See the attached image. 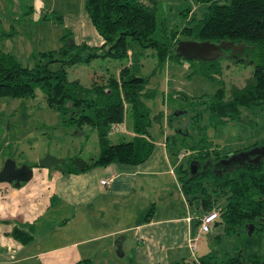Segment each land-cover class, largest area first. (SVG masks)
Wrapping results in <instances>:
<instances>
[{
	"label": "trees",
	"instance_id": "16d2710c",
	"mask_svg": "<svg viewBox=\"0 0 264 264\" xmlns=\"http://www.w3.org/2000/svg\"><path fill=\"white\" fill-rule=\"evenodd\" d=\"M154 7L153 0H85L88 19L101 39L98 46H90L86 42L76 44L64 38L57 49L40 52L32 67L21 65L10 54L0 50V98L30 97L39 87L45 103L58 111L64 123L77 128L88 125L97 131V158L85 161L80 157H68L59 164L62 172H84L110 162L139 164L152 151L153 139L149 132L152 122L160 124L161 134L165 131L161 126L162 112L152 115L143 104L141 96L152 95L153 92L144 89L146 79L137 75L138 69L132 71V66L137 64L132 59L133 52L128 44L130 39L141 48H155L157 65L162 64L166 56L165 47L152 37L156 29ZM26 10L31 12L32 5H28ZM185 12L188 13L189 9H185ZM195 21L192 25H183L178 30L180 34L193 35L196 42L226 41L243 46V51L236 53L234 62L241 61L240 54L248 49L256 50L260 61L264 59V0H229L227 3L211 0L206 12ZM178 41L173 36L170 50L180 58L175 50ZM126 50L131 62L126 67L127 73L121 75L120 79L116 74H109L100 76L88 85L67 79L68 66L96 57L123 58ZM215 60L198 61L212 66ZM188 103L191 110L175 111L164 116L167 127H170L169 121L175 117L178 119L180 114L187 116L186 124L178 123L174 133L164 134V143L169 152L186 159V165L183 161L179 163L175 174L186 202L194 205L198 212L193 220L194 232L202 214L216 211L217 217L209 230L199 234L205 235L209 241L215 242L222 236H228L239 242V247H234L231 252L223 250L219 258L218 250H209L206 254L194 256L191 264H264L263 164L243 161L217 166L220 160L233 153L264 145V138L259 145L254 143L231 154H220L205 136L186 143V128L183 129L184 126L197 124L201 110H206L211 123L217 124L240 119L241 108L253 109L263 104L264 61L254 64L251 74L241 86L231 85L227 91L218 88L213 96L188 100ZM123 104L129 115L127 128L132 135L127 137L121 134L117 137L118 142L111 144L105 136L120 132ZM194 105L203 107L193 112ZM199 129L202 126L198 125L197 128L201 135ZM190 163L199 164L201 168L190 171ZM32 166L37 167L36 163ZM194 232L190 236H194ZM9 233L22 244L32 238L29 232L16 227ZM86 261L80 260L74 264H85ZM173 264L185 263L179 261Z\"/></svg>",
	"mask_w": 264,
	"mask_h": 264
},
{
	"label": "rangeland",
	"instance_id": "374dc122",
	"mask_svg": "<svg viewBox=\"0 0 264 264\" xmlns=\"http://www.w3.org/2000/svg\"><path fill=\"white\" fill-rule=\"evenodd\" d=\"M153 1L156 29L152 37L165 47L164 61L157 65L155 48H141L130 39L128 44L133 52L132 59L137 64L132 66V71L138 69L137 75L146 79L144 89L153 92L152 95L141 96L143 104L152 115L162 112V129L172 134L178 123L186 124L187 116L180 114L178 119L175 117L169 121L170 127H167L165 115L191 110L188 100L209 98L218 88L227 91L231 85L241 86L251 74L254 64L264 59L260 61L257 51L252 49L240 54L242 60L238 62H234L231 51L225 50L212 66L183 56L177 58L170 50L173 36L179 42L194 41L193 35H183L178 30L183 25L196 23L195 20L206 12L211 0ZM228 1L217 0L218 3ZM30 4L33 8L28 12L26 9ZM84 5L85 0H0V35L3 33L0 50L10 54L21 65L32 67L40 52L57 49L65 39L76 44L86 42L90 46H98L101 39L91 25ZM185 9H189V12L186 13ZM130 62L131 57L126 50L123 58L96 57L68 66L66 76L68 80H77L82 85L109 74H116L120 79L121 75L127 73L126 67H129ZM33 93V96L24 98H0V159L12 158L17 163L34 164L45 155L63 160L68 157H80L85 161L97 158V131L88 125L77 128L64 123L58 111L45 103L39 87ZM202 107L194 105L193 112ZM121 109V130L119 133L106 134L107 141L115 140L120 133L129 136V115L124 104ZM196 125L182 126L186 128V143L205 136L220 154H231L254 143L259 145L264 138V103L253 109L241 108L240 119L217 124H212L208 112L201 110ZM198 125L202 126L199 129L201 135L198 134ZM159 129L160 124L153 121L149 129L153 140L161 136ZM182 163L186 165V159ZM161 202L163 204L165 200L162 198ZM199 238L201 240L193 253L195 256L218 250L219 258L223 250L231 252L234 247H239V242L228 236H222L215 242L206 240L205 235L200 234ZM114 253L117 255L116 251ZM91 256L90 259H82L87 260L85 264H136L134 260L130 262L124 257L112 263L108 260V254L100 250ZM28 263L30 261L25 262ZM31 263L37 264V261L32 260Z\"/></svg>",
	"mask_w": 264,
	"mask_h": 264
},
{
	"label": "crops",
	"instance_id": "0c3cea01",
	"mask_svg": "<svg viewBox=\"0 0 264 264\" xmlns=\"http://www.w3.org/2000/svg\"><path fill=\"white\" fill-rule=\"evenodd\" d=\"M166 133L152 140L139 164L110 162L72 173L35 167L18 187L0 182V264H74L99 250L112 263L120 257L136 264L191 263L201 240L199 234L191 250L198 212L181 193L175 168L184 156L167 150ZM13 227L31 240L19 243L9 233Z\"/></svg>",
	"mask_w": 264,
	"mask_h": 264
},
{
	"label": "water",
	"instance_id": "95a60500",
	"mask_svg": "<svg viewBox=\"0 0 264 264\" xmlns=\"http://www.w3.org/2000/svg\"><path fill=\"white\" fill-rule=\"evenodd\" d=\"M176 52L183 57L189 59H196L200 61H213L223 55L225 50H230L231 55L235 57L236 53L243 51V46L234 45L231 42L220 41L219 43H212L208 41H192V42H177ZM63 159L55 158L50 155L37 160L36 165L38 168H48L55 166L61 169L60 163ZM249 161L252 163H259L263 161L264 167V145L254 146L244 151H239L229 155L227 158L218 162L217 166L231 165L233 163H241ZM192 163L189 164V170ZM32 168L26 165L15 166V162L11 158L3 160L0 167V182H6L18 187L20 183L28 181L32 177ZM120 250V246L117 245Z\"/></svg>",
	"mask_w": 264,
	"mask_h": 264
},
{
	"label": "built area",
	"instance_id": "2783aa9c",
	"mask_svg": "<svg viewBox=\"0 0 264 264\" xmlns=\"http://www.w3.org/2000/svg\"><path fill=\"white\" fill-rule=\"evenodd\" d=\"M101 184H107L106 180H101ZM217 217V212L216 211H210L207 213L202 214L199 219H198V226L197 230L194 236L190 237V248L193 250L195 246L193 243L196 242L198 239L199 233H204L209 230V226L211 225L212 221Z\"/></svg>",
	"mask_w": 264,
	"mask_h": 264
},
{
	"label": "flooded vegetation",
	"instance_id": "af4514ba",
	"mask_svg": "<svg viewBox=\"0 0 264 264\" xmlns=\"http://www.w3.org/2000/svg\"><path fill=\"white\" fill-rule=\"evenodd\" d=\"M12 159V158H11ZM3 160H4V158L3 159H0V167H1V165H2V163H3ZM15 162V166L16 167H18V166H20V165H26V166H29V167H31L32 169L34 168L32 165L33 164H27V163H17L16 161H14ZM262 162V164H263V161H261ZM199 168H201V165H199V164H196V163H192V165H191V167H190V171H197V170H199Z\"/></svg>",
	"mask_w": 264,
	"mask_h": 264
}]
</instances>
